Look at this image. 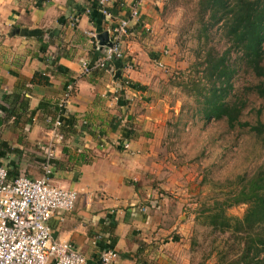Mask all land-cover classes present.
<instances>
[{"label":"crops","instance_id":"crops-1","mask_svg":"<svg viewBox=\"0 0 264 264\" xmlns=\"http://www.w3.org/2000/svg\"><path fill=\"white\" fill-rule=\"evenodd\" d=\"M97 1L0 0V166L11 180L40 179L54 145L50 183L78 199L50 226L55 239L74 244L88 264H102L109 250L117 254L113 264L185 262L171 235L179 224L153 185L169 113L154 75L169 56L158 52L161 40L148 36L160 32L159 2L144 0L135 20L136 0H110L112 18ZM121 19L130 20L124 50L133 68L115 62L84 74V61L104 58L107 47L98 37L111 42ZM60 115L72 127L57 142L52 122Z\"/></svg>","mask_w":264,"mask_h":264},{"label":"rangeland","instance_id":"rangeland-1","mask_svg":"<svg viewBox=\"0 0 264 264\" xmlns=\"http://www.w3.org/2000/svg\"><path fill=\"white\" fill-rule=\"evenodd\" d=\"M156 1L160 32L148 36L161 40L158 52L169 56V64L155 66L154 74L161 81L157 94L169 107L168 114L163 110L167 132L160 160L154 163L159 174L153 182L156 199L179 224L171 235L178 238L176 251L186 261L177 264H233L242 242L230 232L214 230L201 216L234 190L231 184L238 177L252 176L264 163V128L262 133L250 129L260 122L264 125V99L255 91L261 80L243 66L242 53L232 49L229 59L236 72L227 102L242 98L240 120L251 126L231 129L226 122L207 120L204 99L196 96L194 86L202 83L204 67L199 64L208 53L222 56L232 44L221 24L205 28L209 15H203L200 0ZM246 209V205L231 207L227 214L243 218Z\"/></svg>","mask_w":264,"mask_h":264},{"label":"trees","instance_id":"trees-1","mask_svg":"<svg viewBox=\"0 0 264 264\" xmlns=\"http://www.w3.org/2000/svg\"><path fill=\"white\" fill-rule=\"evenodd\" d=\"M97 6L99 8L98 3ZM200 7L204 16L209 15L205 28L210 30L221 24L225 37L232 44L222 56L208 53L199 64L204 67L202 83L194 86L196 96L204 99V116L207 120L226 122L231 129L237 125L249 127L250 123L243 124L240 120L245 106L243 99L236 97L227 102L230 82L236 72L229 58L232 49L242 53L243 66L261 80L255 91L264 99V0H200ZM107 68L109 64L99 69ZM132 88L144 89L137 85ZM67 124L61 128L62 133L72 127V122ZM263 128L260 122L250 129L262 133ZM237 180L236 184H231L235 185L234 190L205 209L201 217L214 230L230 232L242 242L233 264H264V163L252 176H240ZM240 205L247 206L243 218L227 214L229 208Z\"/></svg>","mask_w":264,"mask_h":264},{"label":"built area","instance_id":"built-area-1","mask_svg":"<svg viewBox=\"0 0 264 264\" xmlns=\"http://www.w3.org/2000/svg\"><path fill=\"white\" fill-rule=\"evenodd\" d=\"M144 0H136L131 11V18L140 17L139 5ZM110 0H98L104 17L112 18L108 10ZM130 28L129 19H121L113 29L112 45L105 49L104 58L90 63L84 61L83 72L89 74L93 69L106 68L109 63L122 62L126 70L134 66L126 57L125 37ZM96 39L97 35L89 34ZM168 55V52H165ZM160 68L164 64L158 62ZM130 85V82H126ZM131 86V85H130ZM71 90V89H70ZM67 94L61 108L68 103ZM53 137L63 141L61 128L64 126L62 115L52 122ZM129 148L128 143L124 145ZM54 145L48 146L47 164L44 176L31 179L20 176L11 180L7 168L0 166V264H88V259L67 241H57L50 226L52 219L71 213L77 203L78 194L71 189L50 184ZM117 254L113 250L102 254V264H113Z\"/></svg>","mask_w":264,"mask_h":264},{"label":"water","instance_id":"water-1","mask_svg":"<svg viewBox=\"0 0 264 264\" xmlns=\"http://www.w3.org/2000/svg\"><path fill=\"white\" fill-rule=\"evenodd\" d=\"M98 39H99V41H100V43H101V46H106V47H109V46H111V45H112V43H111V42H109L108 44H106V43H105V41L102 39V37H101V36H99V37H98Z\"/></svg>","mask_w":264,"mask_h":264}]
</instances>
